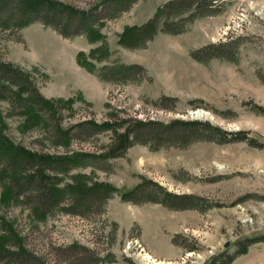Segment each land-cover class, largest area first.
<instances>
[{
	"label": "rangeland",
	"instance_id": "obj_1",
	"mask_svg": "<svg viewBox=\"0 0 264 264\" xmlns=\"http://www.w3.org/2000/svg\"><path fill=\"white\" fill-rule=\"evenodd\" d=\"M61 1L89 10L103 0ZM165 1L138 0L119 18L100 23L94 29L100 38L87 33L69 40L43 23H28L32 16L21 13L18 0H0V62L32 73L47 99L74 98L72 123H102L110 114L165 124L201 120L229 133L247 132L249 141L195 142L158 152L136 145L125 158L109 161L113 173L74 171L120 190L135 188L142 175L171 192L200 198L203 211L135 206L116 195L105 215L38 219L16 195L14 184L21 175L0 156V264H205L214 255L235 254L241 241L264 239V0L227 1L221 13L197 19L185 34L159 33L145 50L123 49L118 41L125 28L148 21ZM103 43L109 45L108 54L99 51ZM217 50H229L234 59L208 60ZM79 53L94 54L89 61L97 71L115 63L142 65L151 81L105 83L79 65ZM161 97L176 99V105L168 101L167 109L158 108ZM2 98L0 130L11 143L39 153L64 152L52 147L44 131L25 132ZM111 136L75 141L72 147L95 151ZM140 230L138 238L134 234ZM177 234L195 251L177 247L176 259H154L172 253ZM232 264H264V242Z\"/></svg>",
	"mask_w": 264,
	"mask_h": 264
},
{
	"label": "trees",
	"instance_id": "obj_2",
	"mask_svg": "<svg viewBox=\"0 0 264 264\" xmlns=\"http://www.w3.org/2000/svg\"><path fill=\"white\" fill-rule=\"evenodd\" d=\"M137 1L103 0L99 5L84 10L61 0H18V9L24 15L32 16L27 20L28 23H43L62 38L71 40L87 33L93 35L94 29L103 20L119 18ZM227 1L231 0H167L158 6L148 21L126 27L118 42L127 51L145 50L159 33L170 36L185 34L197 19L221 13ZM1 2L6 3V0ZM96 37L100 38L97 32L93 38ZM218 47L221 45L212 46ZM99 51L108 54L109 45L103 43ZM93 55L79 53L78 63L105 83L121 85L151 81L147 69L138 64L115 63L97 71L89 61ZM192 58L204 61L196 55H192ZM211 59L233 60L234 57L229 50H217L208 60ZM47 81L48 78L44 77V82ZM0 90L4 94L1 95L2 100H6L12 107L13 114H18L22 120L25 132L42 130L48 135L45 139L54 149L64 150L60 153L34 152L14 145L0 130V156L10 165V170L19 172L18 178L21 175L14 184L16 195L31 206V214L38 219L57 214L79 217L94 213L105 215L108 202L116 195L120 196L122 202L135 206L152 203L170 211H203L200 198L171 192L160 183L142 175L135 188L120 190L108 182L95 180L92 175L74 174V171L94 168L113 173V166L109 161L125 158L128 151L136 145L158 152L172 147L183 149L195 142L231 144L249 141L246 138L247 132L229 133L201 120L176 119L165 124L154 120L120 119L118 115L110 114V119L102 123L94 119L72 123L76 115L73 109L74 98L47 99L32 81V73L2 62ZM157 101L160 104L158 108L161 109H167L165 107L168 101L173 106L177 102L176 99L167 97H161ZM104 133H112L111 139L95 151L75 150L72 147L75 141L90 143ZM12 193L14 192L10 190V194ZM134 235L139 238L141 230ZM183 238L185 237L181 234L175 235L172 244L195 251L185 247L180 241ZM260 242H264V239L241 241L235 254L228 257L225 254L214 255L205 264H232L236 258L246 255L251 246Z\"/></svg>",
	"mask_w": 264,
	"mask_h": 264
},
{
	"label": "crops",
	"instance_id": "obj_3",
	"mask_svg": "<svg viewBox=\"0 0 264 264\" xmlns=\"http://www.w3.org/2000/svg\"><path fill=\"white\" fill-rule=\"evenodd\" d=\"M178 256H180V249L177 247L173 248V251L169 256L153 255L154 259H158L161 263L176 259Z\"/></svg>",
	"mask_w": 264,
	"mask_h": 264
}]
</instances>
